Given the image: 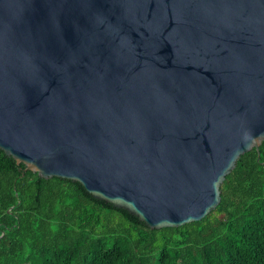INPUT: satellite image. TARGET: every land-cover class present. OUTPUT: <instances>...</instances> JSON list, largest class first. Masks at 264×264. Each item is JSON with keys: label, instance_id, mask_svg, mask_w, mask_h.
<instances>
[{"label": "water", "instance_id": "water-1", "mask_svg": "<svg viewBox=\"0 0 264 264\" xmlns=\"http://www.w3.org/2000/svg\"><path fill=\"white\" fill-rule=\"evenodd\" d=\"M264 140V0H0V150L149 228L202 219Z\"/></svg>", "mask_w": 264, "mask_h": 264}, {"label": "trees", "instance_id": "trees-1", "mask_svg": "<svg viewBox=\"0 0 264 264\" xmlns=\"http://www.w3.org/2000/svg\"><path fill=\"white\" fill-rule=\"evenodd\" d=\"M0 150V264H264V140L242 154L202 219L149 228L79 182Z\"/></svg>", "mask_w": 264, "mask_h": 264}]
</instances>
